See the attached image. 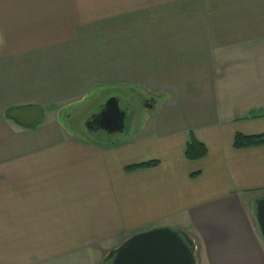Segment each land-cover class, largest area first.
Wrapping results in <instances>:
<instances>
[{
  "label": "crops",
  "instance_id": "crops-1",
  "mask_svg": "<svg viewBox=\"0 0 264 264\" xmlns=\"http://www.w3.org/2000/svg\"><path fill=\"white\" fill-rule=\"evenodd\" d=\"M260 84L264 0H0V264H98L158 227L192 237L197 264H264V146L233 148L264 135ZM101 88L150 100L128 138L59 123Z\"/></svg>",
  "mask_w": 264,
  "mask_h": 264
},
{
  "label": "water",
  "instance_id": "water-1",
  "mask_svg": "<svg viewBox=\"0 0 264 264\" xmlns=\"http://www.w3.org/2000/svg\"><path fill=\"white\" fill-rule=\"evenodd\" d=\"M147 103V106L144 105ZM150 109V100L142 103ZM125 113L119 109L118 101L109 98L97 115L92 116L85 128L102 130L108 134L122 133ZM256 224L264 241V196L254 205ZM197 247L183 231L167 227L153 228L134 234L108 252L104 259L107 264H197ZM103 262V263H104Z\"/></svg>",
  "mask_w": 264,
  "mask_h": 264
},
{
  "label": "rangeland",
  "instance_id": "rangeland-1",
  "mask_svg": "<svg viewBox=\"0 0 264 264\" xmlns=\"http://www.w3.org/2000/svg\"><path fill=\"white\" fill-rule=\"evenodd\" d=\"M259 89L262 91H257V93L255 91L253 94H256V96L253 99L249 98L247 100L248 102L249 100H252L249 102V105H253L256 102H264V84H260ZM252 90L253 88H249V93L253 92ZM253 94L250 93V95ZM111 97L117 99L119 109L125 113L123 132L108 134L102 130L92 131L86 129L85 124L89 118L97 115L105 102ZM140 99L145 100L143 92L136 91L134 93L128 91L127 89L101 88L99 90L92 91L88 96H86V98H84V100H82L79 105L70 108L66 113L67 115L61 113L59 116V123L66 132L95 143H111L114 141L123 140L128 138V135L131 134V126H129V124L131 122H135V125L141 124L142 121L141 119L139 120V118L144 117V114L146 113L145 109L143 108V104L142 106L140 104ZM252 113L255 112H251L249 117ZM39 117L40 116L38 114H35L34 120H37ZM65 117H68V121L62 122V118L64 119ZM107 254L99 260L98 264H102L104 262Z\"/></svg>",
  "mask_w": 264,
  "mask_h": 264
},
{
  "label": "trees",
  "instance_id": "trees-1",
  "mask_svg": "<svg viewBox=\"0 0 264 264\" xmlns=\"http://www.w3.org/2000/svg\"><path fill=\"white\" fill-rule=\"evenodd\" d=\"M264 146V135L258 136H243L236 134L233 140V148L241 149L247 147H261ZM207 154L205 147L199 144L194 137L190 134L188 137L187 145L184 151V157L188 161H196L204 158ZM157 161H149L137 165H132L124 168L125 172H134L138 170L150 169L158 166ZM195 246L197 247L196 241L190 237ZM102 264H107L104 262Z\"/></svg>",
  "mask_w": 264,
  "mask_h": 264
},
{
  "label": "flooded vegetation",
  "instance_id": "flooded-vegetation-1",
  "mask_svg": "<svg viewBox=\"0 0 264 264\" xmlns=\"http://www.w3.org/2000/svg\"><path fill=\"white\" fill-rule=\"evenodd\" d=\"M146 100L140 99V104L142 106V103L145 102ZM145 106H147V103H144Z\"/></svg>",
  "mask_w": 264,
  "mask_h": 264
}]
</instances>
